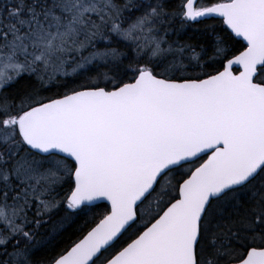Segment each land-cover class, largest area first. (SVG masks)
I'll list each match as a JSON object with an SVG mask.
<instances>
[{
	"label": "snow or ice",
	"instance_id": "obj_1",
	"mask_svg": "<svg viewBox=\"0 0 264 264\" xmlns=\"http://www.w3.org/2000/svg\"><path fill=\"white\" fill-rule=\"evenodd\" d=\"M0 264H264V0H0Z\"/></svg>",
	"mask_w": 264,
	"mask_h": 264
}]
</instances>
